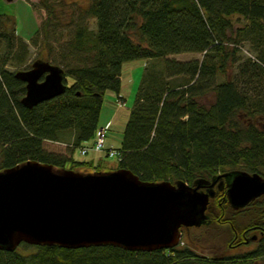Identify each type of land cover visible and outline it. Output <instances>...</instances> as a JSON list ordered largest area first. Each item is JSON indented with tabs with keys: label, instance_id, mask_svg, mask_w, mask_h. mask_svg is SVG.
<instances>
[{
	"label": "trees",
	"instance_id": "16d2710c",
	"mask_svg": "<svg viewBox=\"0 0 264 264\" xmlns=\"http://www.w3.org/2000/svg\"><path fill=\"white\" fill-rule=\"evenodd\" d=\"M44 5L50 13L52 5ZM83 18H94L96 30L82 24ZM79 20L62 55L65 62H60L65 92L32 107L20 102L25 83L5 70L8 62H3L14 47L22 45L25 52L26 43L15 40L13 26L0 31V170L26 160L101 170L99 161H77L72 153L95 137L105 91H116L124 101L119 96L123 63L164 58L160 68L144 66L117 149V168L145 181L188 184L233 169L264 176V0H88ZM7 21L9 17L0 20L4 28ZM243 41L255 57L242 60L231 78L229 69L239 59L237 45ZM183 52L203 56L166 58ZM208 93L213 101L205 104L200 97ZM67 132L72 135L69 155L45 150L43 141H60ZM224 196L219 191L210 199L204 226L228 225L229 247L246 244L242 239L250 232L259 233L258 244L239 255L199 257L183 244L133 251L110 244L63 248L21 243L24 252L0 249V264H250L256 258L264 264V196L249 203L248 222L238 226L227 216Z\"/></svg>",
	"mask_w": 264,
	"mask_h": 264
},
{
	"label": "water",
	"instance_id": "95a60500",
	"mask_svg": "<svg viewBox=\"0 0 264 264\" xmlns=\"http://www.w3.org/2000/svg\"><path fill=\"white\" fill-rule=\"evenodd\" d=\"M14 76L25 83L20 102L26 107L65 92L63 68L45 59H34ZM218 180L225 182L233 209L264 196V176L241 169L188 184L141 180L126 168L83 171L26 160L0 170V249L13 251L21 243L63 248L110 244L133 251L172 248L180 242L181 227L207 223Z\"/></svg>",
	"mask_w": 264,
	"mask_h": 264
},
{
	"label": "rangeland",
	"instance_id": "374dc122",
	"mask_svg": "<svg viewBox=\"0 0 264 264\" xmlns=\"http://www.w3.org/2000/svg\"><path fill=\"white\" fill-rule=\"evenodd\" d=\"M88 0H0V20L7 17L10 21L5 23V26L14 28L15 36L20 37L26 43V51L22 53V48L17 49L15 55L19 52L22 55L23 62L14 61L4 65V69L9 72L23 68L25 64L32 62L34 59L42 57L53 64L65 68L60 62H65L62 55L67 54L68 40L75 35L76 29L81 24L79 18L82 7L85 6ZM50 3L51 12L46 9L44 3ZM13 19V20H12ZM14 23H13V22ZM243 21V20H241ZM47 22L45 27L43 25ZM84 25H87L91 31L96 30V22L94 18H83ZM236 25H238L236 23ZM4 27L0 22V31ZM2 46V43H0ZM238 46L237 57L239 58L234 65L229 69L228 76L233 78L238 74V65L242 60L255 57V53L251 50L249 43L241 42ZM21 47H24L21 45ZM20 50V51H19ZM4 49L1 47L0 63ZM201 53L183 52L172 55H167L166 58H175L179 61H188L193 59H202ZM11 59V58H10ZM154 64L156 68H160L164 62V58L155 59H134L126 61L122 65L121 70V88L119 95L125 98V102L121 103L118 100V94L114 90H106L103 95L102 106L99 114L98 128L106 127L104 149L113 148L117 150L120 147V142L125 128L129 109L134 99L138 84L143 74L145 64ZM70 83L71 78L67 77ZM223 78L219 77L218 81ZM250 94V93H249ZM200 100L205 104H210L213 101V93H208ZM94 138L86 142L90 146ZM72 144V135L65 133L60 141H43L45 150L54 153L70 154ZM73 159L77 161L92 160L94 165L99 161L101 171H109L118 166V161L114 157L106 155V151L88 150L85 155L80 154L79 148H75L72 153ZM66 168L70 167V163L65 164ZM84 171V170H83ZM90 171V170H88ZM214 211V209H212ZM245 209L241 212H227L228 217H232L236 221V225H244L248 222V215ZM237 225V226H238ZM251 233V232H250ZM249 236L254 234H250ZM232 230L228 225H216L211 223L206 227H190L184 228L181 232L180 242L178 245H188L195 250L199 257H217L239 255L245 251L253 249L261 240L256 237L253 241L249 239L244 245L237 247H229L228 241L231 239ZM258 234V233H256ZM259 235V234H258ZM247 236V238L249 237ZM177 245V246H178ZM17 251L24 252L22 248L17 247ZM250 264H263L262 258H256Z\"/></svg>",
	"mask_w": 264,
	"mask_h": 264
},
{
	"label": "flooded vegetation",
	"instance_id": "af4514ba",
	"mask_svg": "<svg viewBox=\"0 0 264 264\" xmlns=\"http://www.w3.org/2000/svg\"><path fill=\"white\" fill-rule=\"evenodd\" d=\"M3 31H6V32H8L9 31V28L8 27H5L4 29H2ZM15 38V40H17V38H18V36H15L14 37ZM19 48H20V50H21V48H22V53H23V47H20L19 46ZM19 50V51H20ZM17 51V48L16 47H14L13 48V52H12V55H11V59L10 58H8V60H5V61H3V62H16V61H20L21 59H22V62H23V58H22V55H21V53L19 52V54L17 53L16 55H15V52ZM25 86V85H24ZM214 190H215V193H214V196L213 197H211V198H215V196H216V194H218V192L219 191H224L225 192V196L223 197V201H226L227 203H228V200H227V197H226V185H225V182L223 183V184H221L220 182H219V180L217 181V183L214 185ZM260 197H262V196H260ZM210 198V199H211ZM255 200V199H254ZM252 202V201H251ZM250 202V203H251ZM228 205H229V203H228ZM249 205V203L246 205V206H244V207H242V208H240V209H233L230 205H229V207H230V210L232 209V212L234 213V212H236V211H240V210H243V209H245L247 206ZM214 208V207H213ZM258 231V230H257ZM255 235H256V237L259 239V233L258 234H256V232H253ZM262 233V232H261ZM244 236V235H243ZM259 236V237H258ZM256 237H255V239H256ZM244 238H247L246 236H244ZM244 238L242 239V241L244 242ZM254 239V240H255ZM253 240V241H254Z\"/></svg>",
	"mask_w": 264,
	"mask_h": 264
},
{
	"label": "built area",
	"instance_id": "2783aa9c",
	"mask_svg": "<svg viewBox=\"0 0 264 264\" xmlns=\"http://www.w3.org/2000/svg\"><path fill=\"white\" fill-rule=\"evenodd\" d=\"M105 130L106 127H100L97 129L96 137L90 147L82 146L80 147V153L85 154L89 149H92L94 151H101L104 148L105 143ZM109 156H116L118 159H120V154L118 151L110 149L108 151Z\"/></svg>",
	"mask_w": 264,
	"mask_h": 264
},
{
	"label": "crops",
	"instance_id": "0c3cea01",
	"mask_svg": "<svg viewBox=\"0 0 264 264\" xmlns=\"http://www.w3.org/2000/svg\"><path fill=\"white\" fill-rule=\"evenodd\" d=\"M122 79V78H121ZM120 94V93H119ZM120 96V95H119ZM121 98H123L124 99V101H119V102H121V103H124L126 100H125V98L124 97H122V96H120Z\"/></svg>",
	"mask_w": 264,
	"mask_h": 264
}]
</instances>
